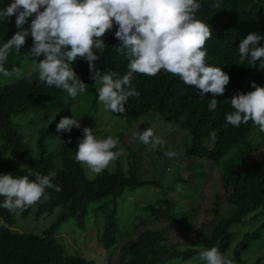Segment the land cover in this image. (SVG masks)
Here are the masks:
<instances>
[{
    "label": "trees",
    "instance_id": "trees-1",
    "mask_svg": "<svg viewBox=\"0 0 264 264\" xmlns=\"http://www.w3.org/2000/svg\"><path fill=\"white\" fill-rule=\"evenodd\" d=\"M8 3L10 0H0V7ZM197 17L208 22L212 29V36L204 46L207 49L206 61L221 66L230 76L225 93L216 98L217 108L213 111L208 109L213 98L211 93L202 96L195 86H189L179 76L161 70L155 76L134 73L131 87L139 95L129 97L125 113L113 115L121 116L129 123L117 133L120 137L134 122L153 113H159L166 121L188 130L191 136V143L186 149L188 168L202 167L204 171H192L193 176L206 179L208 173L203 161H210L220 176L226 200L232 210L220 218L208 237L196 235L190 243L172 241L166 227H147L135 236H131L130 232L121 233L118 219L121 199L128 192H136L138 188L152 182L140 179L137 175L131 148L127 156L128 167L119 157L115 160L114 169L106 168L94 178L87 176L84 164L74 160L76 146L83 138L82 129L90 127L93 122L92 108H96L99 102L97 89L100 87L98 82L90 79L87 61L78 58L73 67L87 84V91L77 95L80 105L84 107L78 116L81 127L62 135L57 162L54 161V152H49L46 141L47 133L54 131L56 123L64 116L62 111L51 120L47 129L38 132L31 125L24 128L22 124H17L15 118L37 111L46 103H54L53 106L57 108L62 106L68 95L66 91L39 81L38 73L32 69L28 73H21L20 78L0 82V155L9 151L11 154L10 160H0V173H11L14 176L28 175L29 172L42 175L55 173L53 182L61 189L56 192L46 188L47 198L42 197L23 211L12 213L0 208V264H99L83 255L68 253L65 244L57 237L61 225L71 218L80 228L86 226L89 218L94 221L103 219L98 230L99 242L110 253L117 255L114 264H164L176 257L189 260L202 249L212 246L226 254L239 233L233 227L245 222V218L252 213L256 212L248 221L264 215V133H260L258 126L251 121L239 127L225 122V114L234 111L231 106L234 94L252 90L251 81L264 85V70L249 66L247 60L239 64L241 61L238 53L239 42L248 33L259 31L264 34V0H201ZM28 26V23L24 25L25 28ZM16 31L15 16L0 22V42H6ZM114 31L115 28L103 36L107 48L99 53L100 59L94 63L101 71L110 69L123 76L128 71V57L124 52L116 50L120 42L115 38ZM260 43L264 44V40ZM31 44L32 38L28 36L22 48L29 51ZM20 51L9 53L4 64L6 70L22 67ZM41 58L35 59L38 62ZM30 63L27 66L29 69L35 61L31 60ZM2 77L0 75V79ZM88 101L93 103L84 105ZM34 145L37 154L32 150ZM255 153H259V158L250 160L249 157ZM204 186V183L195 186L190 183L187 191L196 192L197 196L189 200L186 207L178 208L177 199L167 195L168 192H174V186L166 185L168 191H162L156 201L143 206L145 217L142 220L148 223L168 216L175 225L194 229L196 212L193 211V205L197 206L198 191ZM3 199L0 196V201ZM219 207L220 203L216 200L213 209L218 218ZM56 209L59 210L56 219L43 234L14 229L18 217L26 218L34 212L36 218H39ZM140 225L141 221H138L133 228L137 229ZM263 231L264 220L255 230L243 232L234 249L231 259L233 264H244V254L253 240L262 237ZM259 263L260 258L255 264Z\"/></svg>",
    "mask_w": 264,
    "mask_h": 264
},
{
    "label": "clouds",
    "instance_id": "clouds-1",
    "mask_svg": "<svg viewBox=\"0 0 264 264\" xmlns=\"http://www.w3.org/2000/svg\"><path fill=\"white\" fill-rule=\"evenodd\" d=\"M200 8L201 0H10L7 6L0 7V22L15 16L18 31L6 42H0V75L20 78L19 68L8 71L4 64L9 53H18L26 37L31 36L32 44L25 56L36 62L32 71L38 73L39 81L66 91L71 98L87 91V84L73 67L78 58H83L88 63L90 79L100 84L97 99L105 111L123 114L129 97L139 95L131 87L134 73L155 76L161 70L195 86L202 96L211 93L208 109L213 111L218 106L216 98L225 93L230 76L221 66L206 61L204 46L212 36V29L208 22L197 17ZM114 28V36L120 42L116 50L128 57V71L123 76L110 69L101 71L94 63L107 48L103 36ZM261 40L264 34L259 31L250 32L240 40L239 64L247 60L249 66L264 70ZM39 57L42 58L37 62L34 58ZM251 86L252 90L232 96L234 111L225 114V122L239 127L251 121L264 133V85L251 81ZM80 127L74 113L62 116L56 123L57 133L70 134L73 128ZM82 132L74 160L86 165L92 173H101L122 155L117 147L118 138L112 135L99 138L94 128L87 126ZM135 135L140 143L153 149L166 143L151 126ZM164 154L168 158L178 155L173 150ZM54 175L0 173V196L4 198L0 208L16 213L42 197L46 199V188L59 192L60 187L53 182ZM198 259L203 264H233L216 246L202 249Z\"/></svg>",
    "mask_w": 264,
    "mask_h": 264
},
{
    "label": "rangeland",
    "instance_id": "rangeland-1",
    "mask_svg": "<svg viewBox=\"0 0 264 264\" xmlns=\"http://www.w3.org/2000/svg\"><path fill=\"white\" fill-rule=\"evenodd\" d=\"M28 53V49L25 50L22 48L20 51V55L23 57L22 67L20 68L21 73H28V71L32 69L27 67L32 64L30 63L32 57L29 56L28 58L25 56L28 55ZM35 63H33V65ZM13 78L16 77L14 75L2 77L0 82H7ZM91 103L93 102L88 101V103H84V105L87 104L88 106ZM47 104L48 103H46L44 107H40L37 111H31V113L24 115L22 118L16 117L15 122L17 124H22L24 128H29L31 125V128L38 132L42 129H47L50 126L51 117L57 116L59 111H62L64 116H72L74 113L76 118L79 119L78 116L84 108L80 105L81 101L79 97L76 96L75 98H71L68 95L64 99V104L58 106V108L57 106H53L54 103H50V105ZM96 108H92L94 118L90 128H94L99 138H106L112 135L119 139L117 147L122 150V155L120 157L126 166L128 165L127 156L130 148L133 149L134 157L132 159L137 175L140 179L152 182L138 188L136 192H128L130 195L127 193L121 199L118 210L121 233L127 234L130 232L131 236H135L139 231L147 227H166L170 239L174 242L188 241L190 243L196 235L208 237L213 228L218 224L220 218L227 216L228 211H231L232 207H230L226 200V191L220 181V176L210 161H203L204 169L208 173L206 179H197L193 176L192 171L201 173L204 171L202 167L195 166L192 167V169L188 168L187 164L189 160L186 149L191 143V136L188 130L173 122L166 121L159 113H153L134 122L128 130L123 132V136L120 137L117 133H120L125 125L129 124L127 120L121 116H114L110 111H105L100 102H98ZM150 126L157 135L163 137L166 141L163 146L153 149L151 146L144 145L137 140L135 134ZM63 134L64 133H57L56 129L47 133L46 144L49 152H54L55 162L60 158L58 150L61 145ZM34 141L35 139L33 138L32 142ZM32 148L33 152L37 154V147L34 145ZM168 150L176 151L178 155L174 158H168L164 154ZM9 153L10 151L0 155V160H10L11 154L8 155ZM258 158L259 153L252 154L249 157L250 160ZM115 166L116 162L114 161L107 169H114ZM84 167L89 178H94L98 175L88 170L86 165H84ZM190 183L194 186L197 184H205L204 188L198 191L199 199L196 202L197 206L193 205V211L196 212L194 229L190 230L179 224L175 225L168 216L163 217L161 220H152L148 223L142 220L145 217L143 206L148 202L156 201L161 196L162 191H168L165 186L169 184L174 186V192H166L167 195L173 197L175 200L177 199L179 202L178 208L179 206H181V208L186 207L189 200L197 196L196 192L192 193L191 191H187ZM216 200L220 203V207L218 208L219 218L216 217L213 209ZM58 211L59 210L56 209L53 213L45 214L39 218H36L34 212L26 218L18 217L14 229L21 232L43 234L56 219ZM255 213L247 216L245 222L236 224L233 227V229L238 230L239 233L226 252V255L229 256L230 259L234 256L235 246L238 241L241 240L243 232L253 231L262 224L264 220L263 214L258 215L252 221H248ZM138 221H141V225L139 228L134 229L133 226ZM102 224L103 219L94 221L92 218H89L86 226L80 228L76 225L74 219L71 218L61 225V228L57 232V237L65 244L68 253L83 255L86 258L94 259L99 264H114L117 260V255L115 253H110L109 250L105 249L99 242L98 230ZM198 256L199 254L189 260L176 257L167 260L164 264H203V262L198 259ZM258 258H260L259 264H264V231L262 232V237L252 241L251 247L244 254V264H255Z\"/></svg>",
    "mask_w": 264,
    "mask_h": 264
}]
</instances>
